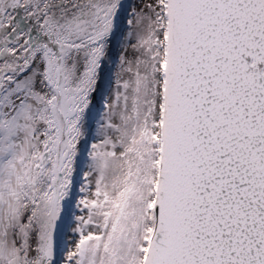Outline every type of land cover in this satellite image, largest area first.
<instances>
[{
	"label": "snow or ice",
	"instance_id": "snow-or-ice-1",
	"mask_svg": "<svg viewBox=\"0 0 264 264\" xmlns=\"http://www.w3.org/2000/svg\"><path fill=\"white\" fill-rule=\"evenodd\" d=\"M0 264H264V0H0Z\"/></svg>",
	"mask_w": 264,
	"mask_h": 264
}]
</instances>
